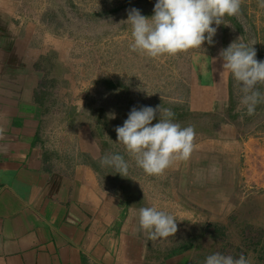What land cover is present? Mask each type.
Segmentation results:
<instances>
[{
  "label": "crops",
  "instance_id": "0c3cea01",
  "mask_svg": "<svg viewBox=\"0 0 264 264\" xmlns=\"http://www.w3.org/2000/svg\"><path fill=\"white\" fill-rule=\"evenodd\" d=\"M21 7L20 0H0V264H204L192 243L181 248L150 240L138 211L156 206L177 225L220 216L223 222L234 210L227 199L235 189L241 136L225 124L193 142L189 159L160 176L173 196H187L192 211L160 203L170 192L150 188L154 177L146 187L125 189L101 165L105 150L93 128L74 123L86 93L78 95L70 44ZM198 58L199 78L221 92L215 102L222 104L228 93L223 58L219 64L208 55Z\"/></svg>",
  "mask_w": 264,
  "mask_h": 264
},
{
  "label": "rangeland",
  "instance_id": "374dc122",
  "mask_svg": "<svg viewBox=\"0 0 264 264\" xmlns=\"http://www.w3.org/2000/svg\"><path fill=\"white\" fill-rule=\"evenodd\" d=\"M20 1L21 8L29 16L39 20L47 30L70 44L69 54L73 59L75 81L80 89L78 95L86 93L85 101L81 104L87 105V113H90L88 121L85 120V113L83 117L77 114L74 123H89L102 143L104 156L116 153L123 155L128 163L126 177L120 175L126 184L125 188L146 187L147 178L154 177L149 187L156 191L164 186V177H160L164 173L148 175L142 169L139 171L135 167L131 168L130 163L135 164L133 156L122 144L117 143V133L109 122L106 123L107 116L103 113L101 115L103 102L94 101L92 94H103L107 102L109 98L110 103L121 110H117L120 126L133 107L139 109L142 106L171 109L174 122L182 120L185 127L191 126L195 130L193 142L205 136V132L212 131L214 125L221 126L220 120L233 125L242 140L235 189L227 199L234 205L233 212L227 214L223 222H219L220 216L216 222L179 224L176 234L165 239V242L169 247L178 244L188 246L192 243L193 248L199 249L196 251L199 254L198 261L220 252L235 257L243 254L250 260L264 262V82L256 85L261 93V102L256 106L254 114L249 116L240 103L243 95L241 86L227 72L230 111H223L222 104L219 103V106L218 101L217 104L215 102L217 91L213 93V90L203 85L195 65L201 55L211 56L219 64L222 50L233 42H243L250 46L254 44L257 60L264 61V6L260 0H241L238 20L225 17L224 24H213L217 32L211 45L205 42L203 48L156 58L130 49L131 26L126 22L133 8L151 17L156 0ZM81 88L84 89L81 91ZM217 93L221 96L220 91ZM72 99L74 103L78 101L77 97ZM58 107V111L64 108L60 103ZM213 116L220 120L212 123L207 120ZM159 117L160 113L157 112L153 123L158 122ZM132 169L136 172H131ZM174 185L177 186V183ZM164 188V192H170V196L161 197L160 203L180 204L187 211H192L190 206L193 205L187 196H173L174 189L167 191V184ZM204 214L208 219L209 213Z\"/></svg>",
  "mask_w": 264,
  "mask_h": 264
},
{
  "label": "clouds",
  "instance_id": "9594fccd",
  "mask_svg": "<svg viewBox=\"0 0 264 264\" xmlns=\"http://www.w3.org/2000/svg\"><path fill=\"white\" fill-rule=\"evenodd\" d=\"M264 6V0H260ZM241 0H156L151 17L131 9L127 23L131 26L130 49L153 58L212 44L217 27L225 17L240 12ZM254 45V44H253ZM253 45L233 42L222 50L223 72H228L240 84L243 93L240 103L249 116L261 102L256 89L264 82V61L257 60ZM157 112L160 113L158 122ZM112 118H115L114 115ZM171 109L160 106L133 107L122 126H117V143L135 158L136 165L148 175H160L177 161H186L193 151L195 130L175 123ZM102 166L126 177L128 163L118 153L105 155ZM139 228L152 241L167 239L177 232L175 217L156 206L141 207L138 211ZM204 264H251L243 254L239 257L216 252L205 258Z\"/></svg>",
  "mask_w": 264,
  "mask_h": 264
},
{
  "label": "flooded vegetation",
  "instance_id": "af4514ba",
  "mask_svg": "<svg viewBox=\"0 0 264 264\" xmlns=\"http://www.w3.org/2000/svg\"><path fill=\"white\" fill-rule=\"evenodd\" d=\"M103 94H101V96H100V94L98 93H94V94H92V97L94 98V101L96 100L97 102H99L100 100H101V102H103V110H101L100 112H101V115H102V113L104 114V116L106 115L107 116V121H106V123H108L109 122V125L111 126V128L113 129V131L115 132V134H116V131H115V126H120L119 124L120 123H118V122H120V119H119V117H117V113H118V111L120 110L119 108H117V107H115L114 105H112V103H110V99L108 98V102H107V99L104 97V96H102ZM103 99H104V101H103ZM86 107H87V105H83L82 106V108H81V115L80 116H84V113H85V120H89V117H90V113H87V111H88V108L86 109ZM116 108V109H115ZM118 110V111H117ZM84 111H86V112H84ZM119 112H121V110L119 111ZM121 115H122V113H120ZM110 115H114V117L115 118H112V117H110ZM102 117V116H101ZM122 118V117H121ZM82 120V119H81ZM184 121H182V120H180V121H177V122H175V123H178V124H180L182 127L184 126L185 127V125H184V123H183ZM183 124V125H182ZM200 126V125H199ZM221 129V126H219V125H214L213 126V130L212 131H207V132H205V136H215V134H217V132L219 131ZM210 130V129H209ZM199 131H201V130H199ZM109 169H111L112 170V168L111 167H108L107 166V171L109 172V173H111V174H114V176L116 177V181L118 182V183H120L121 184V186L122 187H124L125 188V183L123 182V180L121 179V177H120V174H115V170L113 169L112 171L111 170H109ZM127 180H128V177H127ZM126 189V188H125ZM190 245V244H189ZM189 245L187 246V245H182V244H180L179 246L182 248L183 246L184 247H189ZM192 246V245H191Z\"/></svg>",
  "mask_w": 264,
  "mask_h": 264
},
{
  "label": "water",
  "instance_id": "95a60500",
  "mask_svg": "<svg viewBox=\"0 0 264 264\" xmlns=\"http://www.w3.org/2000/svg\"><path fill=\"white\" fill-rule=\"evenodd\" d=\"M226 86H228V85H226ZM221 107H222V110L224 109L223 111H226V110L228 111V93H227L226 99H225V101H223ZM207 120L211 121V123H212V121L214 122V121L220 120V119H217L216 117L213 116L212 118L211 117L207 118ZM219 122H221V127L224 126L225 124H229V122L226 120L225 121L220 120ZM207 183H209V182H207ZM212 183H213V181H212ZM212 186H213V184H212Z\"/></svg>",
  "mask_w": 264,
  "mask_h": 264
},
{
  "label": "trees",
  "instance_id": "16d2710c",
  "mask_svg": "<svg viewBox=\"0 0 264 264\" xmlns=\"http://www.w3.org/2000/svg\"><path fill=\"white\" fill-rule=\"evenodd\" d=\"M230 18H232V19H234V20H238V16H237V15H235V16H231ZM228 111H230L229 108H228ZM228 114H230V112H229ZM229 118H231L230 115H229ZM262 251L264 252V245H263V247H262Z\"/></svg>",
  "mask_w": 264,
  "mask_h": 264
}]
</instances>
